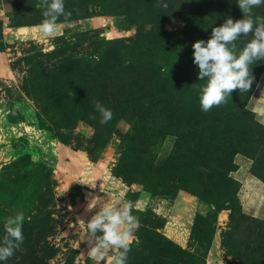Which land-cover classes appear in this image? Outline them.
Here are the masks:
<instances>
[{
    "label": "rangeland",
    "instance_id": "1",
    "mask_svg": "<svg viewBox=\"0 0 264 264\" xmlns=\"http://www.w3.org/2000/svg\"><path fill=\"white\" fill-rule=\"evenodd\" d=\"M38 3L0 0V239L25 217L0 264H108L80 242L97 196L134 205L127 264H264V60L208 112L193 62L195 41L243 18L238 0H64L55 37ZM197 216L215 227L208 249Z\"/></svg>",
    "mask_w": 264,
    "mask_h": 264
},
{
    "label": "clouds",
    "instance_id": "2",
    "mask_svg": "<svg viewBox=\"0 0 264 264\" xmlns=\"http://www.w3.org/2000/svg\"><path fill=\"white\" fill-rule=\"evenodd\" d=\"M262 5L264 0H238L243 18L234 21L229 16L222 25L212 28L207 41L200 39L193 43V62L199 67V81L206 80L198 89L204 112L226 103L236 89L240 92L250 91L255 79L252 66L264 60V19L253 15V9ZM161 6L167 8L168 5L164 3ZM37 7L43 9L44 17L39 31L45 37L62 35L58 21L61 16L68 19L72 15V11L65 10L64 0H39ZM249 34L251 39H247ZM241 37L248 42L237 53L235 42ZM94 108L100 114L101 125L113 119L112 110L101 102L95 101ZM90 118L96 117L90 115ZM85 184L92 189L96 187L95 180ZM97 206L99 210L81 230L83 240L80 242H87L91 258L97 262L107 260L108 264H127L134 233L140 223L139 218L132 214L134 205L130 201L121 207L108 205L97 196L89 200L85 210L90 212ZM24 219L22 212L7 218L5 235L0 239V261H7L21 250ZM135 242L139 243L138 239Z\"/></svg>",
    "mask_w": 264,
    "mask_h": 264
},
{
    "label": "trees",
    "instance_id": "3",
    "mask_svg": "<svg viewBox=\"0 0 264 264\" xmlns=\"http://www.w3.org/2000/svg\"><path fill=\"white\" fill-rule=\"evenodd\" d=\"M197 218L200 219L201 225L197 226L198 221L194 225L196 239L201 242H204L206 248L208 249L210 248L212 243V236L214 234L215 227L212 225L211 222L208 224L203 216H197Z\"/></svg>",
    "mask_w": 264,
    "mask_h": 264
},
{
    "label": "water",
    "instance_id": "4",
    "mask_svg": "<svg viewBox=\"0 0 264 264\" xmlns=\"http://www.w3.org/2000/svg\"><path fill=\"white\" fill-rule=\"evenodd\" d=\"M81 238H83V235H81Z\"/></svg>",
    "mask_w": 264,
    "mask_h": 264
}]
</instances>
